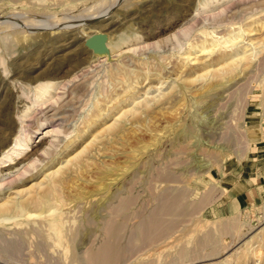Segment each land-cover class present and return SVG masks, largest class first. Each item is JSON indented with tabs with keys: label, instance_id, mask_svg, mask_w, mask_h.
Instances as JSON below:
<instances>
[{
	"label": "rangeland",
	"instance_id": "obj_1",
	"mask_svg": "<svg viewBox=\"0 0 264 264\" xmlns=\"http://www.w3.org/2000/svg\"><path fill=\"white\" fill-rule=\"evenodd\" d=\"M112 1L0 0V264H264V0Z\"/></svg>",
	"mask_w": 264,
	"mask_h": 264
},
{
	"label": "crops",
	"instance_id": "obj_2",
	"mask_svg": "<svg viewBox=\"0 0 264 264\" xmlns=\"http://www.w3.org/2000/svg\"><path fill=\"white\" fill-rule=\"evenodd\" d=\"M257 158L250 157L246 166L238 165L229 172L221 170L218 184L212 186L208 197L213 207L220 206L223 213H230L264 199V165Z\"/></svg>",
	"mask_w": 264,
	"mask_h": 264
},
{
	"label": "bare ground",
	"instance_id": "obj_3",
	"mask_svg": "<svg viewBox=\"0 0 264 264\" xmlns=\"http://www.w3.org/2000/svg\"><path fill=\"white\" fill-rule=\"evenodd\" d=\"M119 0H113L111 3H110V5H109V7H112L115 3H117ZM116 5V4H115ZM108 7V8H109ZM110 9V8H109ZM217 37V36H216ZM241 37V36H240ZM234 39H235V37H234ZM232 40V39H231ZM236 58V57H235ZM232 59H233V57H232ZM52 84H50V85H42V86H40V87H38V91L36 92V98H37V100L38 99H40V100H44V99H46V98H48V95L50 94V88L52 89ZM39 101V100H38ZM38 129V128H37ZM51 131V130H50ZM30 137V136H29ZM28 139V138H27ZM19 142V141H18ZM27 142V141H26ZM25 144H27V143H25ZM14 146V147H13ZM12 147L15 149V150H20L21 148H20V144L19 143H14V145H13ZM15 150H13V154H15ZM5 203V202H4ZM2 204V203H1ZM18 205V204H17ZM18 207H19V205H18Z\"/></svg>",
	"mask_w": 264,
	"mask_h": 264
},
{
	"label": "water",
	"instance_id": "obj_4",
	"mask_svg": "<svg viewBox=\"0 0 264 264\" xmlns=\"http://www.w3.org/2000/svg\"><path fill=\"white\" fill-rule=\"evenodd\" d=\"M102 17L103 16H96V17L88 18V19H85L83 21V23L84 22H87V23L94 22V21L99 20ZM99 40H100V38H99V36L97 34H92L86 39V43L89 46H92L93 48H95L97 50V49H100Z\"/></svg>",
	"mask_w": 264,
	"mask_h": 264
}]
</instances>
